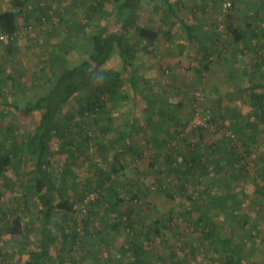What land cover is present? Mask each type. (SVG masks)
Returning <instances> with one entry per match:
<instances>
[{
  "label": "rangeland",
  "instance_id": "obj_1",
  "mask_svg": "<svg viewBox=\"0 0 264 264\" xmlns=\"http://www.w3.org/2000/svg\"><path fill=\"white\" fill-rule=\"evenodd\" d=\"M92 1L33 0L24 11L19 12L20 34L15 39L16 47L9 51L6 48L8 41L0 42V99L3 98V101L0 100V109L3 112L0 114V138L6 135L4 128L10 124L17 125L20 130H32L37 125L38 112L35 111L36 113L34 112L31 116L23 111V108L28 100H36L45 92L48 84L55 81L56 76L50 69L40 70L45 66L53 50L65 53L71 65L87 56V53L75 44V35L79 32L75 25L77 21L85 23V30L88 33L94 30L96 24L114 26L108 16L90 15L89 5ZM223 1L212 0L206 6L208 10L202 12L204 19L207 16L206 11L210 12V18H212L210 22L216 36H218L216 31L218 22L223 18L226 23L225 43L228 49L225 52L215 49L213 52V56L219 55L217 57L219 60L221 56L229 57L234 47L230 21L232 18L237 21L239 15H242L241 10L250 5L249 0H232V9L223 17L221 14ZM254 1L255 4L258 2V0ZM157 4L158 0H143L141 7L143 15L141 14L139 20V25L153 26L160 31L155 45L151 47L152 54L156 56L159 53L162 54L165 49L168 51L165 44L172 42V37L178 41L181 36H184V32H177L167 39L163 33L164 11ZM112 5L113 0H108L105 8L111 10ZM12 7L11 0H0V10ZM199 7L195 10L186 6L181 11L186 12L184 15L187 19L198 18L201 22V18L197 14L193 16L192 13L201 10V4ZM44 11L51 15V19L45 18ZM256 37L259 46L256 48L257 52L261 50L260 54L264 55V36L260 33ZM130 38L134 42L139 41L142 45L145 43L134 31L131 32ZM67 43L73 46L68 52L65 50ZM138 48L142 52L141 46ZM138 59L133 61L131 68L134 64L138 65ZM187 61L188 59L185 58V62ZM242 61L244 63V58ZM180 64L179 68L182 73L184 72L179 74L182 80H173L170 75H166V67L164 78L169 77L171 80L161 78L164 81H155L152 77H148L151 78L148 82L139 80L141 86H149L147 91L152 92L151 98L154 100L159 101L165 98L181 102V105L175 108V117H179L181 122L176 121L175 118L173 121L166 120L163 112L159 113L158 118L156 117L157 123L162 127L158 134L167 140L163 147L157 148L151 144L154 136L151 127L156 125V122L147 123L148 118L141 108L145 109L146 104L142 105L144 102L142 96L138 92L134 93L132 89L128 90L131 94L129 100L115 104L116 106H112L105 114V118L100 117L101 121L109 124L111 128V131L105 133L103 137L100 136L98 127L94 123V115L91 113L81 119L85 122V131L91 136L88 143L79 146V136H81L79 128L71 126L72 131H76L78 139L72 147L73 153L70 152L72 158L69 166L72 172L65 177H68L69 196L74 202V209L70 212L61 209L55 213L54 222L57 224L55 230L58 240L51 248L52 264H112V260L118 258L114 255L122 251L120 257L124 261L122 264H139L136 260L132 261L131 252L124 249V246H130L134 240L141 242L152 253L153 259L149 264H222V258L210 245L211 239L204 236V232L210 228L209 225L198 220L200 206L203 204L210 210V223L216 225L222 235L230 234L236 242L239 241L242 244L247 264H264V197L256 190L257 186H264L263 173L260 172L264 165L260 158L264 150V124L260 123L259 132L254 131L250 126V123L257 121L254 109L245 96L232 95L230 90L224 91L216 85L209 89L207 87L209 81L201 80L200 77H196V81L191 80L193 76L186 74L184 65ZM108 65L124 69L118 53L112 56ZM248 74L242 79L244 86L249 85L251 81L257 82L262 79L264 59L258 70L251 67ZM224 84L222 82V88L226 87ZM196 90L203 94V111L209 112L218 122L216 129L199 127L185 130L194 113L193 95ZM217 100H219L218 104H216ZM164 103L168 104V102ZM77 107L78 104L73 99L65 105L60 115L76 123L80 119ZM124 107L128 111L127 114L124 113L126 111ZM124 116H134L140 124L132 135V141L142 147V153L139 158L133 157L129 160L131 163L123 173L106 177L104 186L100 188V194L90 199L88 208L84 211L82 204L85 195L91 191L90 189L98 186L95 184L98 183V170L110 169L116 149L112 138L121 121H124ZM228 130H232L235 135H228L226 133ZM253 133L257 136H253ZM248 134L250 140L246 138ZM223 139L244 155L243 163L250 175L238 173L234 179L230 168L227 167L222 173H217L215 167L210 165V173L201 175L197 171L196 175L201 178L189 177L185 182L186 191L180 189L174 174L168 173L166 168L164 159L167 155L171 153L179 162H182L184 155L189 156L188 143L200 141V146L204 148L210 144L220 143ZM244 140L250 141L247 143L250 145V150L247 149ZM102 142H105V147L101 151L98 143ZM51 146L55 153L53 167L56 172L55 170L54 172L62 175L65 173L62 170L68 160L69 151L65 149L66 144H63L57 136L52 139ZM203 152L208 154L210 150L205 149ZM28 157L25 155L21 159H16L13 167L7 170L5 179L0 180V184L4 185L0 196V264H25L28 249L35 243L34 232L24 231L23 234L13 235L6 229V224L12 222V211L21 214L28 225L37 222V204L35 202L29 204L28 208L23 202L25 188L35 174L32 160L27 159ZM151 160L157 161L156 165L151 163ZM159 169L161 171H158ZM159 181L163 182L170 194L158 188L156 182ZM6 183H9V187L5 185ZM110 184H114L123 196L129 198L132 193L139 196V199L134 202L128 199L139 208V211L132 216L135 222L134 228L126 224L124 215L115 217L118 212L106 213L107 203L103 202L104 199L99 204L94 202L108 193ZM206 187L211 188L214 195L227 190L237 194V198L240 199L239 205L229 200L226 209H210L209 204L205 202L207 197L202 194ZM235 207L237 210L233 211ZM1 210L7 211L8 214L2 215ZM158 218L163 219L167 224L162 226L157 234L149 232L152 222ZM88 219L90 221L87 225ZM116 220H120V223L114 227Z\"/></svg>",
  "mask_w": 264,
  "mask_h": 264
},
{
  "label": "trees",
  "instance_id": "obj_2",
  "mask_svg": "<svg viewBox=\"0 0 264 264\" xmlns=\"http://www.w3.org/2000/svg\"><path fill=\"white\" fill-rule=\"evenodd\" d=\"M32 1L11 0L12 8L0 10V30L10 33L16 31L19 28V12L24 11ZM107 1L93 0L89 5L90 15L108 16L109 21H112L114 26L96 24L94 30L88 33L85 30V23L81 21L75 23L79 31L75 35V44L83 49L87 53V56L78 63L71 65L65 53H59L53 50L48 56L45 66L40 68L41 71L50 69L54 72L56 79L54 82L48 84L49 86L46 87L45 92L36 100H28L24 104L23 111L28 112L31 116L35 111L39 114L38 122L34 129L20 130L17 125L10 124L4 128L6 135L0 138V180L5 179L7 170L13 167L15 160L21 159L25 155L29 156L27 159L32 160L35 170L33 178L27 184V188H25L23 202L28 208L30 206L29 204H34V202L37 204V222H32V225H28L24 222L21 214L17 213V211H12V222L6 224V229L10 234H23L25 231L26 233L34 232L36 235L34 245L28 249V257L25 264H52L53 256L51 248L58 240V235L55 230L57 224L54 222L55 213L61 209L67 212L73 211L74 209V202L69 196L68 177H65V175L68 176L72 172L69 162L72 158V147H74V143L78 139L76 131H72L71 126L79 128L78 131L81 135L79 136V146L88 143L91 136L85 131V122L83 120L81 121V119L86 114L91 113L94 115V123L98 127L99 134L103 137L105 133L111 131V128L109 124H104L101 118H105V114L109 112L108 110L112 106H116L115 104L130 99L131 94L128 91L129 89L143 96L142 98L145 100L144 102L147 106V108L145 107V114L149 119L158 117L159 110L166 104L164 103L165 101L160 103L158 100H154V98H149L148 94L144 92L146 85L143 88L144 90L140 88V75L130 67V65H133L136 52L139 49L138 47H140L139 41L134 42L131 40V32L134 31L140 40L145 41L142 47L147 50L158 39L160 32L156 28L139 25L143 0H113L111 10L105 8ZM180 1L158 0L157 5L162 8L164 15L169 17L171 14L176 13L175 10ZM43 13L46 19H51V15L47 11ZM184 25L187 38L189 40H198L203 45V57L201 58L199 69L201 71L209 69V65L212 63L211 56L215 49H218L216 33H213V39L210 38L212 42L211 46L206 48L204 47V42L201 40V34L197 32V27L195 25L190 26L187 23H184ZM230 31L233 39L238 41L244 38L249 42V39L256 36L253 33L247 39L245 36L249 35H245L244 33L246 32L240 33L233 25H230ZM164 34L169 38L171 31L167 30ZM15 47L16 42L13 39H10L6 43V48L9 51H12ZM71 48L73 46L67 43L65 48L66 52L70 51ZM115 53H118L121 57L124 65L123 70L108 65ZM254 53L255 62L252 68L256 70V67L261 65L264 57L262 56L263 54L257 52V49L254 50ZM237 91L245 96V99L253 107L257 122L250 123V126L254 131L259 132L260 123L264 124V77L257 82L251 81L247 86H238ZM73 99L78 104L77 111L80 116L79 121L76 123L60 115L65 105ZM6 102L8 101L6 100ZM2 113L0 109V114ZM149 119L146 120L148 124L154 122ZM213 119L215 120V118ZM155 122L156 125L151 127L155 141H163V144H165V139L158 134L162 127H160L157 121ZM139 126V122L135 120L131 125L118 128L112 138L116 149L110 169L108 171L98 170V183H95L98 186L90 190H99L100 194V188L104 186L106 177L123 172L129 164L127 160L130 157H140L142 149L132 141V134ZM84 131L86 132L85 134L83 133ZM249 134L246 137L247 140H250ZM254 134L253 136H257ZM56 136L62 140L63 144H66L65 149L69 151L68 160L62 170L65 173H62V175L56 174V170L53 167L55 153L52 149L51 141ZM247 140H244V144L250 150V145H247L250 141L247 142ZM251 141H254V139H251ZM102 143H98L100 150L105 147V142ZM200 145V141L194 142L193 144L188 143L187 151L189 156L184 155L182 162H179L171 153L164 159L167 164L166 168H168V173L174 174L176 181L180 184V189L183 191H186L185 182L189 177L198 176L196 175L197 171L201 175L210 173V165L215 167L217 173H222L228 167L232 171L231 176L233 177H236L238 173H243L246 176L250 175V172L243 163L244 155L226 143V140L224 141L223 139L220 143L205 146L206 148ZM161 146L162 144H158V147ZM205 149L210 150V152L208 154L204 153L203 150ZM260 158L264 162V150ZM151 163L156 165L157 161L151 160ZM158 171L161 170L159 169ZM260 172L263 173L262 175L264 177V165ZM198 177L201 178V176ZM5 185L9 187V183ZM156 185L161 191L169 193L162 181L156 182ZM2 186L4 187V185L0 184V196L3 192ZM211 190V188L206 187L202 194L207 197L205 202L209 204L212 210L218 208L226 209L229 200H232L238 205L240 203L237 194H233L231 191H222L214 195V192ZM256 190L260 192L259 195L261 194L264 197V186H257ZM107 192V194H104L94 202L99 204L104 199L103 202L105 201L107 203L106 213L118 212L115 217L124 215L126 224L134 228L135 222H133L132 216L139 211V208L133 202L139 199V196L132 192L129 198L123 196L114 184H110ZM128 192L130 193L129 190ZM200 209L198 220L204 221L210 227L204 232V236L211 239L210 245H212L214 251L222 258V264H247L242 244L239 241L236 242L230 234L222 235L217 229V226L210 223V210L204 204L200 206ZM232 210L235 211L237 208L235 207ZM1 213L2 215L8 214L5 210H1ZM89 221V219L86 220L87 225ZM244 221L246 222V220ZM119 223L120 220H116L113 224L114 227H117ZM166 224L163 219L158 218L152 222L149 232L157 234L160 228ZM230 226L233 225L230 224ZM124 247L125 251L135 252L137 250L135 260L139 264H144L146 261L150 263L153 259L152 253L141 242H137V240L136 242L134 240L130 246Z\"/></svg>",
  "mask_w": 264,
  "mask_h": 264
},
{
  "label": "crops",
  "instance_id": "obj_3",
  "mask_svg": "<svg viewBox=\"0 0 264 264\" xmlns=\"http://www.w3.org/2000/svg\"><path fill=\"white\" fill-rule=\"evenodd\" d=\"M211 1L212 0H181L178 6L176 7V10H175L176 13L171 14L169 17L163 15V23H164L163 28H165L163 33L167 30H170L171 35L169 36V39L173 36V33L175 34L177 32L179 33L184 32V36H181V38L178 41H175V38L172 37L173 39L172 42L165 44V46L168 47V51L167 49H165L162 52V54L159 53L158 56L152 54L151 52L152 50L151 47L155 45V42L157 40L153 43V45H151L150 49L148 50L144 49L142 47L143 45L140 44L139 46H141L142 52L140 51V49L136 52L134 61L137 60L138 58H140V60L138 59V65L135 66L134 64V67H133V70H136L137 73L141 76V77L139 76V79H143L147 82L149 79H151L148 77H152L155 81L162 80V79L171 80V78L169 77L164 78L165 77L164 68L166 67L167 68L166 75H170V77H172L173 80H182L183 78L179 76V74L182 73V70L179 68L181 66L180 63H182V65H184L185 67V70L187 71L186 74L193 76L191 80L194 79L196 81V77H200L201 80L204 79V80L209 81V84L207 85L209 89H211L213 86L215 87L216 85V87L218 86L224 91L230 90L232 95H235V96L237 94L240 95V92L237 91L238 86H244L242 83V79L244 76L249 75L248 73L250 72V68L252 67V65H254V62H255L254 61V54H255L254 50L257 47H259L257 43L258 38L256 36L257 34H260V33H262L264 36V0H258L256 4L254 0H249L250 5L247 6L245 9L241 10L242 15L241 16L239 15L238 20L236 21L232 18V20L230 21L231 25H233V27H236L240 33L246 32L244 34L249 35V36H245V38L247 39L250 38L251 34L253 33L256 34V36L254 38L252 37V39H249V42L246 41V39L244 38L239 41L233 39L234 47L229 57L225 58V56H221L219 60L217 58L219 55L218 56L212 55L211 56L212 63L209 65L210 66L209 69L201 71L199 68L201 65L200 63L201 58L203 57V49H204L202 47L203 45H201L198 40H193V39L189 40L187 38V33L185 31L184 23H187L190 26L195 25L197 27V32L201 34V37H202L201 40L204 42V47L207 48L208 46H211L212 42L210 38L213 37V26L211 25L212 18H210V12L206 11L207 12V16L205 17L206 20L202 18V15H203L202 12H205L204 10H208V7L206 6L208 5V3H211ZM200 4L202 6L201 10L193 11L192 13H193V16L198 15V17L201 18L202 20L201 22L198 18L192 19V20L187 19V16L184 15V13L186 12L181 11L183 8H186V6L196 10V8L200 6ZM192 13H191V16H192ZM141 14L143 15V10H141ZM140 52L141 54L139 56ZM260 52L261 50L258 51L259 54ZM262 56L264 57V55ZM150 57H152V59H149ZM185 58L188 59L187 62H185ZM243 58H244V63L242 61ZM260 66L256 68H260ZM222 82L225 83L224 84L226 86L225 88H222ZM140 88L143 89L144 87L141 86ZM145 88H146L145 90L143 89L144 92H146L149 98H151L153 95L152 92L148 93L147 91L149 89V86H146ZM164 101L168 102V104L167 103L164 104L165 106L161 107V109L159 110V113L160 112L165 113L164 118L166 120L173 121L175 118L176 121L181 122L182 120H180L179 117H175V114H176L175 108L177 106L179 107L181 105V102H178L172 99H165V98H163L162 100H159V102H164ZM218 102L219 100L216 101V104H218ZM145 104L146 103L143 102L142 105L145 106ZM141 108L145 112V109L147 108V106L145 109L144 107H141ZM125 110H126V107H124V111ZM127 112L128 111L126 110L124 113L127 114ZM124 118H125L124 121H121V124L119 127H122L125 125H131L133 121L136 120V117L134 116H131V117L124 116ZM149 120L157 121L156 117H153V119H149ZM165 142H167V140H165ZM151 144L155 145L157 148H161L164 146L163 141H158V140L155 141V136H153V140ZM158 144H162V146L158 147ZM138 146L142 149L140 145ZM131 158H133V156L130 157L127 160V162H129ZM130 163L131 161L129 162L128 166L130 165ZM126 169H124L123 172ZM123 172H119V174ZM122 252L119 253L118 255L113 254L114 257H118V258L115 260H112V258H110V260H112V264H116V263L122 264V262H124L122 259H120V257L122 256ZM109 253L111 254L113 252H109ZM136 256H137V250L135 252L131 251L132 261H135ZM144 264H149V261H146Z\"/></svg>",
  "mask_w": 264,
  "mask_h": 264
},
{
  "label": "built area",
  "instance_id": "obj_4",
  "mask_svg": "<svg viewBox=\"0 0 264 264\" xmlns=\"http://www.w3.org/2000/svg\"><path fill=\"white\" fill-rule=\"evenodd\" d=\"M233 2L232 0H224L222 7H221V14L223 17L232 9ZM31 27V25H29ZM227 26L226 23L224 22V19L222 18L218 24H217V45L219 51L225 52L228 47L227 43H225V38H226V31H227ZM20 34L19 29L14 31L13 33L6 32L3 30H0V42H7L10 39L15 40L18 35ZM194 99H193V108H194V113L192 117L190 118L188 124L186 125L185 130L189 131L194 128H199V127H209L211 129H216L218 127V122L214 120L211 116V114L207 111H203L202 107V99H203V94L201 91L196 90L194 93ZM228 135L234 136L232 130H228L226 132ZM99 194V190H91L88 192L85 197H84V202L82 204V208L84 211L87 210V206L90 203V199L97 197Z\"/></svg>",
  "mask_w": 264,
  "mask_h": 264
}]
</instances>
